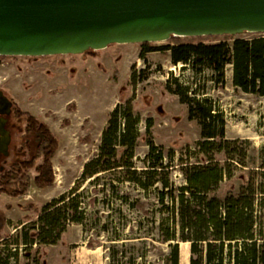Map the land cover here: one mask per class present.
Wrapping results in <instances>:
<instances>
[{"label":"rangeland","instance_id":"obj_1","mask_svg":"<svg viewBox=\"0 0 264 264\" xmlns=\"http://www.w3.org/2000/svg\"><path fill=\"white\" fill-rule=\"evenodd\" d=\"M252 34L256 33L230 35ZM225 36L172 35L152 43L164 45L187 38L219 40ZM144 43H112L81 53L0 54V88L19 107L45 120L60 138L53 158V185L40 188L33 183L28 193L20 196L0 192V264H171V243L177 241L181 264H190L194 256L191 241L165 239L167 227H161V221L169 211L160 202L156 186L144 189L127 179L128 173L122 169L83 176L87 163L99 152L110 113L121 103L131 105L140 115L141 137L134 158L138 168L145 167L142 158L150 150L148 139L152 138L164 149L167 160L175 153L173 178L179 185L187 183L180 157L196 162L201 155L198 142L204 137L199 119L189 117L188 104L167 88L172 72L184 83L208 91L224 112L226 137L240 140L233 145L237 147L235 155L241 158V150L248 153L246 165L231 161L234 174L224 179L218 193L225 196L238 191L253 175L264 187V96L235 86L232 63L227 64V84L222 87L210 69L195 74L190 65L175 64L170 51L153 50L145 59L141 56ZM172 83L175 87L174 80ZM14 119L18 123L13 128L11 154L2 162L4 167L0 164V175L17 159L23 140L26 121ZM74 190L81 193L73 205L82 201L84 222L68 219L46 227L37 241L27 242L39 225L37 209L62 194L70 198ZM261 191L264 205V189ZM28 215L33 218L28 219ZM257 226L263 236L264 207Z\"/></svg>","mask_w":264,"mask_h":264},{"label":"trees","instance_id":"obj_2","mask_svg":"<svg viewBox=\"0 0 264 264\" xmlns=\"http://www.w3.org/2000/svg\"><path fill=\"white\" fill-rule=\"evenodd\" d=\"M144 45L141 56L145 59L147 52L153 50L170 51L175 64L184 62L195 74L210 69L212 78L222 87L227 84V64L232 63L235 86L264 96V33L238 37L226 34L219 40L187 38L164 45L145 42ZM173 74L167 80V88L188 104L189 117L199 119L204 137L198 142L201 155L196 162L189 163L180 157L187 183L179 185L173 178L177 165L175 153L167 160L164 149L152 138L148 139L150 150L142 158L145 167L138 168L134 158L141 137L140 115L131 105L121 103L110 113L99 152L87 163L83 176L122 169L128 173L127 179L144 189L156 186L160 202L169 211L161 221V227H167L165 239L190 240L194 253L190 264H264V235L257 226L264 207L259 196L263 184L253 175L238 191H230L225 196L218 193L224 179L234 174L231 161L246 165L248 153L241 150V158L235 155L237 147L233 145L240 140L226 137L224 112L208 91L184 83ZM14 116L26 121L25 131L17 148V159L0 175V192L20 196L28 193L33 183L40 188L55 183L53 158L60 138L45 120L17 103ZM151 124L149 119V128ZM72 194L70 198L62 194L43 209H37L39 225L35 235L27 237V242L37 241L46 227L58 226L68 219L84 222L86 213L82 201L73 205L81 193L74 190ZM32 218L28 215V219ZM2 227L0 223V234ZM171 245V264H181L179 241Z\"/></svg>","mask_w":264,"mask_h":264},{"label":"water","instance_id":"obj_3","mask_svg":"<svg viewBox=\"0 0 264 264\" xmlns=\"http://www.w3.org/2000/svg\"><path fill=\"white\" fill-rule=\"evenodd\" d=\"M243 32L264 33V0H0V54Z\"/></svg>","mask_w":264,"mask_h":264},{"label":"flooded vegetation","instance_id":"obj_4","mask_svg":"<svg viewBox=\"0 0 264 264\" xmlns=\"http://www.w3.org/2000/svg\"><path fill=\"white\" fill-rule=\"evenodd\" d=\"M15 100L4 89L0 88V164L4 167L3 161L11 154V144L13 141L14 124L18 123L14 119ZM9 146L8 139L10 138ZM8 149V150H7Z\"/></svg>","mask_w":264,"mask_h":264}]
</instances>
